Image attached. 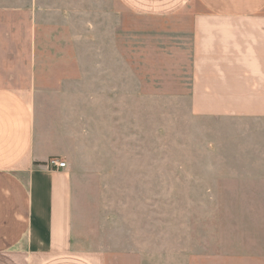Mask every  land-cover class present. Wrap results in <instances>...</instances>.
<instances>
[{"label": "rangeland", "instance_id": "rangeland-1", "mask_svg": "<svg viewBox=\"0 0 264 264\" xmlns=\"http://www.w3.org/2000/svg\"><path fill=\"white\" fill-rule=\"evenodd\" d=\"M33 4L43 6L37 53L49 70L39 112L73 180L78 247L107 264H139L149 252L264 264V124L193 114L190 40L169 17L139 16L119 0ZM92 53L113 59L91 69Z\"/></svg>", "mask_w": 264, "mask_h": 264}, {"label": "crops", "instance_id": "crops-1", "mask_svg": "<svg viewBox=\"0 0 264 264\" xmlns=\"http://www.w3.org/2000/svg\"><path fill=\"white\" fill-rule=\"evenodd\" d=\"M119 2L142 17H169L175 32L190 40L193 114L264 124V0ZM35 7L33 0L0 7V75L8 78L0 86V264H107L105 253L78 247L71 174L48 166L59 157L38 106L39 94L50 88L43 79L47 59L37 53L36 13L43 6ZM18 31L29 35L27 53L18 52ZM112 59L92 53L88 60L98 70L99 61ZM73 60L81 70L82 56ZM139 264L183 262L149 252Z\"/></svg>", "mask_w": 264, "mask_h": 264}, {"label": "built area", "instance_id": "built-area-1", "mask_svg": "<svg viewBox=\"0 0 264 264\" xmlns=\"http://www.w3.org/2000/svg\"><path fill=\"white\" fill-rule=\"evenodd\" d=\"M48 166L51 169H65L67 167V164L65 162H63L61 159L59 158H52L49 162H48Z\"/></svg>", "mask_w": 264, "mask_h": 264}]
</instances>
